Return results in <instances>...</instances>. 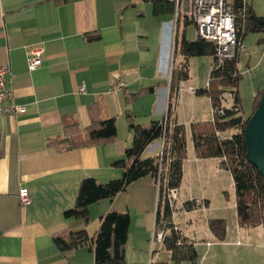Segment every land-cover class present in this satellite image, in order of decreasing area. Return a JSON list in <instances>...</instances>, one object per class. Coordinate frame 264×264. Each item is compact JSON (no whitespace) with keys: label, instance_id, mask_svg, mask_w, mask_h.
Returning <instances> with one entry per match:
<instances>
[{"label":"crops","instance_id":"crops-1","mask_svg":"<svg viewBox=\"0 0 264 264\" xmlns=\"http://www.w3.org/2000/svg\"><path fill=\"white\" fill-rule=\"evenodd\" d=\"M172 18L154 16L152 0H0V64H9L7 85L14 102L25 106L18 113L0 112V264H95L93 239L101 215L111 210L130 216L125 264L171 262L162 243L150 241L158 194L151 175L132 181L112 199L90 203L87 222L64 212L75 205L85 177L106 182L121 175L122 168L111 162L131 143L130 121L148 126L163 118ZM151 30L157 40L153 51ZM184 34L188 38L186 26ZM34 46L43 47L41 64L29 70L28 50ZM186 80L179 83L174 107L175 121L185 127L186 158L172 222L196 247L198 264H264V228L239 226L236 217L235 229L226 225L219 239L208 225L214 216L205 213L209 198L192 192L203 166L224 168L217 157H197L192 138L188 152L191 123L206 120L184 119L179 100ZM110 117L117 129L111 140L73 143L72 129L75 134ZM161 149L162 139H155L141 156H156ZM21 188L29 193L27 204L19 200ZM193 198L208 204L182 208ZM82 230L86 242L65 249L55 243V237Z\"/></svg>","mask_w":264,"mask_h":264},{"label":"trees","instance_id":"trees-1","mask_svg":"<svg viewBox=\"0 0 264 264\" xmlns=\"http://www.w3.org/2000/svg\"><path fill=\"white\" fill-rule=\"evenodd\" d=\"M236 13V34L238 41H244L248 31H264V16L255 13L246 0H234ZM174 13V0H152V14L161 16ZM184 28L190 22L185 16H179L176 22L173 58L176 53L183 56L179 67L171 68L167 113L161 120L152 121L143 126L130 121L131 143L124 150V156L111 162L122 168L121 175L106 182H98L94 177H85L79 186L75 205L65 210V217H80L89 220L88 205L100 199H112L132 181L151 175L157 186V206L155 230H164L163 247L170 252L171 262L158 264H179L184 261L198 264V252L194 244L172 222L175 203L169 199L172 188H178L183 179V161L186 158V133L183 124L175 121L174 107L180 81L188 78V60L191 56L208 55L211 57V69L207 84L194 89L196 95L209 97L214 109L212 118L191 123V138L194 151L199 158L217 157L220 166L230 171L235 190V209L237 223L243 227L262 226L264 228V176L257 166L246 156L244 129L249 116L258 104L264 87L255 94L254 107L250 115L240 114L241 106L238 94L240 72L237 64L239 53L230 59L215 58V45L212 41L196 36L186 38L184 28L179 31V22ZM230 91L233 103L228 107L221 94ZM73 130V129H72ZM71 130L72 141L76 144H93L111 140L117 133L113 117L91 122L83 130ZM234 131L229 135H221ZM164 139L161 158L159 155L142 157L145 147L155 139ZM200 204L207 206L208 201L197 203L196 199L185 200L182 208L192 210ZM130 216L127 212L111 210L101 215L100 225L93 239L95 264H125L124 245L127 241ZM208 225L219 239L224 238L226 221L224 218L210 217ZM88 239L84 230L70 233L67 238L55 237V243L65 249L71 248ZM141 264V263H134Z\"/></svg>","mask_w":264,"mask_h":264},{"label":"rangeland","instance_id":"rangeland-1","mask_svg":"<svg viewBox=\"0 0 264 264\" xmlns=\"http://www.w3.org/2000/svg\"><path fill=\"white\" fill-rule=\"evenodd\" d=\"M259 16H264V0H246ZM150 20H153L151 14L146 15ZM180 16V15H179ZM148 20V19H147ZM173 21V18H172ZM149 22V20H148ZM173 23V22H172ZM184 28L182 21L179 22V31ZM174 31V25H173ZM186 35L193 39L196 36L194 26L189 23L186 26ZM174 35L169 45V55L167 56V65L170 70L173 67H179L180 62L184 59L179 53H176L173 58V41ZM151 51L154 50L156 33L150 32ZM159 41V38H158ZM163 42V41H162ZM163 56L160 53V59ZM189 79L184 82V89L181 91L179 105L181 106L184 119L193 121L209 120L212 118V107L209 99L202 95H196L193 91H189V85L193 88H202L207 84L209 72L211 69V57L208 55L191 56L188 60ZM240 72L238 82V94L240 99L241 112L244 117L251 114L255 94L259 89L264 87V31H248L244 41L243 48L240 50L237 64ZM260 91V90H259ZM182 117V118H183ZM189 125H187L188 127ZM234 131H227L221 135H229ZM188 152L192 154V142L190 131H188ZM213 162V161H212ZM205 170L200 181L193 178L194 194L201 196L204 193L209 198V206L206 212L209 216H220L225 218L226 225L230 229H235L236 226V209H235V190L233 179L230 171L223 169L221 172H216L213 165L203 166ZM208 209V211H207ZM184 217H180L183 221ZM162 252L168 251L163 247Z\"/></svg>","mask_w":264,"mask_h":264},{"label":"built area","instance_id":"built-area-1","mask_svg":"<svg viewBox=\"0 0 264 264\" xmlns=\"http://www.w3.org/2000/svg\"><path fill=\"white\" fill-rule=\"evenodd\" d=\"M234 0H174L173 25L175 27L180 16L187 17L195 28L196 36L212 41L215 45V58L220 62L222 59H230L243 48V41H238L236 34V13L234 11ZM174 43V38L172 45ZM173 49V47H172ZM42 46H34L28 50L27 67L29 70L37 68L41 64ZM9 64H0V112L18 113L25 110L22 104H16L13 93L8 87L7 73ZM83 88H81L82 90ZM194 92V88L189 87ZM228 107L232 106L233 94L224 91L221 94ZM212 109V116L214 109ZM167 113V107L165 114ZM164 139L162 138V147ZM162 151V149H161ZM161 158V152H159ZM168 197L174 203L178 200L177 189L169 190ZM19 200L22 204L30 201L26 188L19 190ZM176 204V203H175ZM164 230H155L151 236V245L162 243Z\"/></svg>","mask_w":264,"mask_h":264},{"label":"water","instance_id":"water-1","mask_svg":"<svg viewBox=\"0 0 264 264\" xmlns=\"http://www.w3.org/2000/svg\"><path fill=\"white\" fill-rule=\"evenodd\" d=\"M244 141L248 160L257 166L261 175L264 176V91L247 120Z\"/></svg>","mask_w":264,"mask_h":264}]
</instances>
